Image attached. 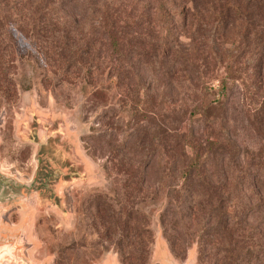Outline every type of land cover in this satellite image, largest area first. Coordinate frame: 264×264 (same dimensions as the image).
Returning a JSON list of instances; mask_svg holds the SVG:
<instances>
[{"label": "rangeland", "instance_id": "rangeland-1", "mask_svg": "<svg viewBox=\"0 0 264 264\" xmlns=\"http://www.w3.org/2000/svg\"><path fill=\"white\" fill-rule=\"evenodd\" d=\"M102 1L60 0L57 14L50 17L57 31L68 32L71 48H80V56H59L57 40L52 44L41 32L29 31L30 24L20 20L27 18L23 8L4 26L0 246L11 244L13 256L0 264H122L115 239L101 228L103 201L115 209L148 207L140 220L132 221L144 229V264H225L218 217L209 212L208 197L193 185L190 215L182 226L176 208L168 203L174 180H161L162 169L151 150L159 128L180 126L185 102L203 100L198 92L202 83L210 86L209 93L202 89L206 96L216 91L231 53L237 70L226 90L225 128L238 157L237 169L226 176L227 185L235 182L229 205L248 210L243 228L252 239L238 243L245 249L239 264H264V65L254 76L252 65H245V43L240 40L233 51L205 27L194 32L190 16L183 26L182 16H175L174 33L195 59L191 68L177 62L184 70L174 69L169 56L155 57L139 43L123 41L113 47L95 10ZM123 2L132 5L130 16L139 22L130 32L133 36L161 35L153 10ZM23 72L26 90L18 86ZM248 95L258 114L248 106ZM203 120L202 114L192 116L195 137L208 134ZM208 169L214 181L215 165ZM130 174L141 178L139 195L133 184L128 196L124 192ZM171 240L182 249L177 257L170 251ZM126 251L137 252L134 246Z\"/></svg>", "mask_w": 264, "mask_h": 264}, {"label": "trees", "instance_id": "trees-1", "mask_svg": "<svg viewBox=\"0 0 264 264\" xmlns=\"http://www.w3.org/2000/svg\"><path fill=\"white\" fill-rule=\"evenodd\" d=\"M59 1L0 0V45L2 46L5 42L4 26H6L7 19L15 15L18 8H23L27 12V18L20 20L25 26L30 24L27 28L29 31L37 35L41 32L42 36L49 37L51 42L53 41L52 44L57 40L59 42L57 48H60L59 56L64 52H68L70 56H80V48L75 52L72 50L68 32L64 28L62 31H57L50 19L51 15L57 14ZM128 1H134L135 6L140 5L145 9L153 10L154 23L158 26L161 35L133 36L131 30L137 27L139 22L130 16L132 5L126 4L123 0H103L95 10L99 13L101 22H104L105 33L113 47L123 41H128L129 44L131 42L139 43L149 49L146 53H151L155 57L166 58L169 56L171 63L174 64V69L181 66L178 65L179 63H186L191 68L195 59L189 51L184 50L178 36L174 33L176 25H178L175 16H182L181 25H184L185 18L190 16L189 29L193 27L194 32L205 27L211 33L225 39L233 51L238 47L240 40L241 43H245L247 45L245 58L248 63L245 61L244 63L248 66L252 65L254 76L259 74V68L264 65V0H178L177 2L175 0H153V4H147L144 0ZM195 22L198 23L197 27H194ZM233 54L231 53L228 59L225 77L217 85L216 91L209 97L206 96L205 93H209L210 86L205 87L206 84L202 83L198 92L202 95L203 100L196 102L192 99L185 102V111L181 114L182 123L180 126L172 125L167 131L159 128L152 138L151 150L152 153L157 154V165L162 169L161 180L165 181L170 176L174 180L172 185H169L172 200L168 203H172L176 208L175 214L182 226L185 227L184 218L190 215L193 185L208 197L207 200L210 203L208 210L218 217L226 254L225 264H239L243 258L240 251L245 249L238 243L245 240L250 243L252 239V237H247L243 228L248 210L241 205H233L232 202L229 205V196L235 192V182L232 180L227 185L226 181L227 171L232 175L233 171L237 169L236 159L238 157L235 142L225 128L226 90L232 82V75L237 70L232 64L231 56ZM1 56L2 52L0 51ZM182 70H184L183 67ZM176 72L177 70L174 71V73ZM179 72L187 78L184 72ZM25 76L26 73L23 72L18 80V86L22 90L28 89V86H24L22 83ZM4 82V74L0 68V90L4 88L2 86ZM202 89L205 90V93H202ZM247 104L252 106L254 112L259 113L258 106L254 105L253 96L248 95ZM210 109L216 110L215 113H212L215 114L214 116L209 113ZM196 114L204 116V129L206 133L208 132L205 137L198 138L193 134L191 119ZM182 125L186 128L182 129ZM211 163L218 171L214 181L211 179L212 173L208 169ZM128 178L124 181V186H126L124 192L127 196L131 192V184L135 185V193L141 194V178H137L135 175ZM197 187L195 188L198 189ZM106 202L103 201L102 204L105 213L103 218H100V224L104 235H110L115 239L121 263L144 264L147 255L146 240L142 234L144 229L142 227L140 231V227L136 228L132 221L140 220V216L144 215L148 207L143 204L138 205L134 210L126 206L115 209L110 202ZM96 216L100 217L99 214ZM161 221H163V215H161ZM228 223L231 225L228 226ZM134 242L138 245H135ZM169 244L170 251L177 257L176 251H182V249H177L173 240L169 241ZM128 246H134L137 252H127ZM199 256H201L200 252Z\"/></svg>", "mask_w": 264, "mask_h": 264}, {"label": "water", "instance_id": "water-1", "mask_svg": "<svg viewBox=\"0 0 264 264\" xmlns=\"http://www.w3.org/2000/svg\"><path fill=\"white\" fill-rule=\"evenodd\" d=\"M6 256H13V249L9 243L0 246V260Z\"/></svg>", "mask_w": 264, "mask_h": 264}]
</instances>
